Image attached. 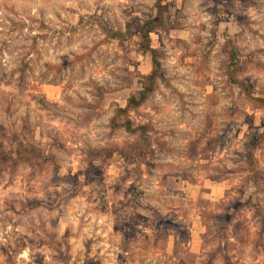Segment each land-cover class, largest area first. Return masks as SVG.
<instances>
[{
  "label": "rangeland",
  "instance_id": "obj_1",
  "mask_svg": "<svg viewBox=\"0 0 264 264\" xmlns=\"http://www.w3.org/2000/svg\"><path fill=\"white\" fill-rule=\"evenodd\" d=\"M0 264H264V0H0Z\"/></svg>",
  "mask_w": 264,
  "mask_h": 264
},
{
  "label": "trees",
  "instance_id": "obj_2",
  "mask_svg": "<svg viewBox=\"0 0 264 264\" xmlns=\"http://www.w3.org/2000/svg\"><path fill=\"white\" fill-rule=\"evenodd\" d=\"M148 27L153 28L152 25H148ZM140 34H141L143 41H148V34L146 32H144V30H142ZM144 48L149 49V45L147 47H144ZM153 62L155 65H157V61L155 59H153ZM155 75H157V72L153 70L148 76H146V79L149 82L148 86L141 90L139 99H136L135 97H130L128 99L127 107L139 105L144 100V98H146L149 91L153 88ZM256 100L262 101L261 98H257ZM120 110L125 112L127 109H120ZM125 127L127 130H130V131L135 130L131 127L130 121H128V120L126 122ZM137 128L140 129L141 126H139Z\"/></svg>",
  "mask_w": 264,
  "mask_h": 264
}]
</instances>
